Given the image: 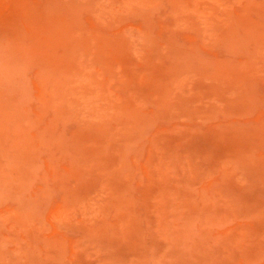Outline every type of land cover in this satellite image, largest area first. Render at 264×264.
<instances>
[{"label":"rangeland","instance_id":"374dc122","mask_svg":"<svg viewBox=\"0 0 264 264\" xmlns=\"http://www.w3.org/2000/svg\"><path fill=\"white\" fill-rule=\"evenodd\" d=\"M0 264H264V0H0Z\"/></svg>","mask_w":264,"mask_h":264}]
</instances>
